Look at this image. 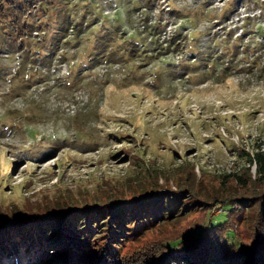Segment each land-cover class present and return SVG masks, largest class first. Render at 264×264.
I'll list each match as a JSON object with an SVG mask.
<instances>
[{
	"label": "rangeland",
	"instance_id": "1",
	"mask_svg": "<svg viewBox=\"0 0 264 264\" xmlns=\"http://www.w3.org/2000/svg\"><path fill=\"white\" fill-rule=\"evenodd\" d=\"M257 148L264 151V0L0 6V219L29 199L41 208L142 202L159 184L207 198L235 194L236 178L225 177L244 167L254 176L256 165L237 152ZM185 195L172 193L174 203ZM143 209L146 223L157 219ZM186 217L183 209L145 231L150 225L132 224L143 232L126 251L170 235ZM7 234L0 230V264L38 262L33 237Z\"/></svg>",
	"mask_w": 264,
	"mask_h": 264
},
{
	"label": "trees",
	"instance_id": "2",
	"mask_svg": "<svg viewBox=\"0 0 264 264\" xmlns=\"http://www.w3.org/2000/svg\"><path fill=\"white\" fill-rule=\"evenodd\" d=\"M6 2L10 0H0V6ZM244 154L249 163L256 165L255 175L248 167L227 174L225 178L235 177L239 185L235 194L225 192L207 198L196 189L172 190L159 184L156 191L172 190L173 195H187L181 197V204L180 201L175 204L172 193L152 198L149 195L156 191L151 190L141 194L139 198L145 199L142 202L126 199L63 208H41L40 201L29 199L24 207L12 208L11 214L0 219V230L33 237L30 241L34 244L28 249H35V244L40 249V253L36 252L39 253L36 264H264V151L257 148L237 152L238 157ZM178 206L180 210L172 213ZM145 207L158 211L154 214L157 219L150 224L141 216L147 212ZM192 207L198 209L194 216ZM215 207L219 208L217 214ZM183 209L187 217L172 223L180 226L173 228L170 235L128 254L126 246L130 241L137 240L146 229L180 215ZM140 223L150 226L143 231L133 229L132 224ZM12 234L7 236L16 242ZM1 246L0 258L5 253Z\"/></svg>",
	"mask_w": 264,
	"mask_h": 264
}]
</instances>
